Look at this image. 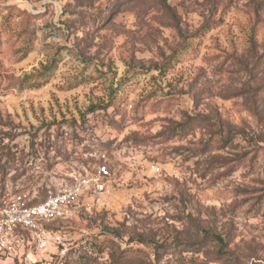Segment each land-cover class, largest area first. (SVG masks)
<instances>
[{"label":"rangeland","instance_id":"rangeland-1","mask_svg":"<svg viewBox=\"0 0 264 264\" xmlns=\"http://www.w3.org/2000/svg\"><path fill=\"white\" fill-rule=\"evenodd\" d=\"M100 163L0 264H264V0H0V205Z\"/></svg>","mask_w":264,"mask_h":264},{"label":"built area","instance_id":"built-area-1","mask_svg":"<svg viewBox=\"0 0 264 264\" xmlns=\"http://www.w3.org/2000/svg\"><path fill=\"white\" fill-rule=\"evenodd\" d=\"M111 178L108 165L100 163L91 173L71 174L50 187L41 200L25 191L12 195L0 205V256H17L30 246L46 250L57 236L49 226L67 219L84 199L98 201Z\"/></svg>","mask_w":264,"mask_h":264},{"label":"trees","instance_id":"trees-1","mask_svg":"<svg viewBox=\"0 0 264 264\" xmlns=\"http://www.w3.org/2000/svg\"><path fill=\"white\" fill-rule=\"evenodd\" d=\"M92 112H94L93 110H90V112H88V114H92ZM106 150V149H105ZM106 152V151H103ZM93 153V152H92Z\"/></svg>","mask_w":264,"mask_h":264}]
</instances>
